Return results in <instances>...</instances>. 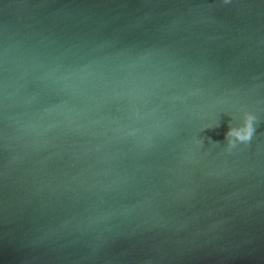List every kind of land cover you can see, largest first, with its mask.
I'll return each mask as SVG.
<instances>
[{
    "label": "water",
    "instance_id": "95a60500",
    "mask_svg": "<svg viewBox=\"0 0 264 264\" xmlns=\"http://www.w3.org/2000/svg\"><path fill=\"white\" fill-rule=\"evenodd\" d=\"M0 264H264V0H0Z\"/></svg>",
    "mask_w": 264,
    "mask_h": 264
},
{
    "label": "clouds",
    "instance_id": "9594fccd",
    "mask_svg": "<svg viewBox=\"0 0 264 264\" xmlns=\"http://www.w3.org/2000/svg\"><path fill=\"white\" fill-rule=\"evenodd\" d=\"M224 4L230 3V0H223ZM256 117L245 112L243 114L242 122L238 126H230L225 133V141L227 142V150L231 151L232 148L239 143H247L251 140L254 133V121Z\"/></svg>",
    "mask_w": 264,
    "mask_h": 264
}]
</instances>
